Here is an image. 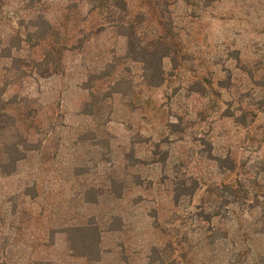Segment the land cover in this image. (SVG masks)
I'll return each mask as SVG.
<instances>
[{
  "label": "rangeland",
  "instance_id": "374dc122",
  "mask_svg": "<svg viewBox=\"0 0 264 264\" xmlns=\"http://www.w3.org/2000/svg\"><path fill=\"white\" fill-rule=\"evenodd\" d=\"M44 1L42 13L51 21L75 15L67 27L72 29L68 45H77L80 28L95 33L80 47L64 52L59 74L26 79L4 93L31 96L57 114L49 135L30 137L41 139V154L21 161L12 175L0 174V235L12 239L18 264H145L151 243L159 238L153 219L161 226L179 218L181 229L190 228L193 220L188 211L207 184L255 176L264 186L260 172L264 166V0H207L195 6L177 0L170 7L184 52L176 58L177 65L163 58L164 82L152 89L137 88L142 108L130 111L138 103L120 95L125 90L120 83L114 87L119 93L105 98L104 111L97 117L81 113L86 87L97 83V73L121 69L122 77L139 83L138 66L118 60L125 51V38L113 27L100 26L104 16L89 12L85 0ZM25 2L1 0V23L21 31L26 18L33 19L39 10L37 4L27 13ZM70 2L77 7L67 11L64 7ZM126 3L131 10L141 5L140 0ZM7 32L6 26H0V35ZM21 46L14 54L38 53L30 52L24 43ZM260 77L262 87L257 86ZM102 82L106 94L107 79ZM208 82L213 92H195ZM258 105L253 122L245 115L248 126L220 116L227 106L239 113L238 107L250 111ZM48 121L44 118L41 127ZM165 151L168 175L173 162L181 163L176 175L196 178L201 187L191 204L185 199L173 205L159 164H151ZM210 155H229L236 162L234 171L219 168ZM81 224L97 227L99 252L90 254L96 261L79 256L82 233L69 228Z\"/></svg>",
  "mask_w": 264,
  "mask_h": 264
},
{
  "label": "trees",
  "instance_id": "16d2710c",
  "mask_svg": "<svg viewBox=\"0 0 264 264\" xmlns=\"http://www.w3.org/2000/svg\"><path fill=\"white\" fill-rule=\"evenodd\" d=\"M85 1L89 5V12L96 11L104 16V23L100 26L113 27L125 38V51L118 60L138 66L139 83L133 78L122 77L121 69L103 73L99 71L94 77L97 83L86 87L87 99L83 102L81 113L93 117L103 113L105 98L118 94L119 91L114 87L120 83L125 86L120 95L123 98L129 96V101L136 99L138 103V106H132L130 111L142 108L137 88L152 89L160 86L165 80L163 58L177 65L176 58L184 54L179 46V34L170 10L177 0H140L141 5L136 10L129 9L126 0ZM181 1L195 6L207 0ZM44 3V0H26L24 11L33 12L37 4L39 10L33 19L26 18L25 24L21 25V31L17 30L16 26L0 21L1 28L6 26L8 30L5 35H0L4 36L0 37V174L3 176L14 174L24 159L41 154L38 151L41 139L32 140L30 137L33 133H42L44 139L52 132V120L57 116L54 115L53 108L41 106L31 96L19 93L5 96L6 88L12 84H21L26 79L39 80L59 74L63 70L64 52L80 47L95 33L91 29L86 32L84 28H80L78 33L81 36L76 38L77 45H68V36L72 29L67 27L76 20L75 15H62L61 18L51 21L42 13L46 12L45 8L41 7ZM1 6L0 0V20ZM76 7V2H70L64 9L68 11ZM22 43L29 51L33 49L38 53L14 54L22 48ZM232 52L233 59L237 61L236 51ZM105 79L108 84L106 94L100 87ZM261 83L262 77L257 79V86L262 87ZM208 89L213 92L209 82L202 84L195 92L202 94ZM214 95H218L217 90ZM261 102L262 100H259V103ZM259 108L261 106L258 105L254 110L244 111L238 107L236 110H239V113H235V109L227 106L220 116L231 118L239 125L248 126L243 121L245 115H249L250 122H253ZM44 118L50 120L45 128L41 127ZM157 145L158 143L155 144ZM166 154L167 151L160 159H151V164H159L161 179L167 181L170 186L173 205H178L179 201L185 199L191 204L192 196L201 187L196 178L185 173L176 175V167L181 166V163L176 166L173 162V170L170 169L172 174L168 175ZM208 158L227 171L232 172L236 167V162L229 155H210ZM260 172L264 174V166ZM254 173L258 174L256 171ZM119 188L124 187L121 185ZM202 192L197 203L188 211L192 216V227L181 229L183 223H177L179 218H171L166 225L161 226L153 219L152 228L157 231L159 238L151 243L145 264H264V186L258 184L254 176L248 180L235 178L231 182H212L204 186ZM23 194L28 195L26 192ZM69 230L82 233L79 239V256L96 261L97 257H90V254L94 256L99 252L100 237L95 224L74 225ZM88 232L90 235H86ZM69 246L71 249L74 247L72 243ZM13 248L12 239L0 235V264H18L17 260L13 259ZM31 264L45 263L33 261Z\"/></svg>",
  "mask_w": 264,
  "mask_h": 264
}]
</instances>
